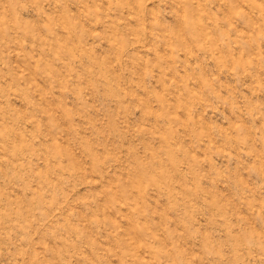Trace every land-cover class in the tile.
<instances>
[{"label": "rangeland", "instance_id": "rangeland-1", "mask_svg": "<svg viewBox=\"0 0 264 264\" xmlns=\"http://www.w3.org/2000/svg\"><path fill=\"white\" fill-rule=\"evenodd\" d=\"M0 264H264V0H0Z\"/></svg>", "mask_w": 264, "mask_h": 264}]
</instances>
